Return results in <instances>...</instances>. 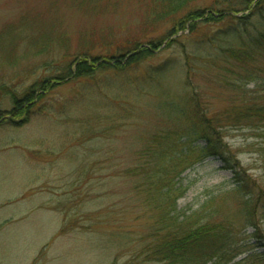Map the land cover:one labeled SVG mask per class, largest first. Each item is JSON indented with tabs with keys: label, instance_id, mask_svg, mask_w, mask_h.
<instances>
[{
	"label": "rangeland",
	"instance_id": "obj_1",
	"mask_svg": "<svg viewBox=\"0 0 264 264\" xmlns=\"http://www.w3.org/2000/svg\"><path fill=\"white\" fill-rule=\"evenodd\" d=\"M218 1L197 0L190 7L204 12V19ZM151 3L0 0V205L24 195L26 189L42 185L53 192V196L43 193L42 197L30 198L28 204L50 201L65 217L66 231L87 232L59 241L60 264H155L144 262L139 255L150 242L154 213L143 202V196L134 191L136 180L125 179L124 173L132 170L134 150L142 138L187 123L184 117L176 120L178 115H185L191 95L184 85V58L178 48L167 47V43L184 36L179 42L186 46L193 36L185 30L163 41L153 57L133 72L130 85L108 71L81 83L54 79L65 74V67L80 51L97 56L105 48L130 40L144 44L145 40L157 42L164 38L171 24L149 20ZM247 15L245 12L237 17ZM239 26L251 31L262 28L263 23L247 18ZM173 55V66L159 83L144 73L148 66L161 65ZM48 80L58 83L57 88L31 109L27 122L20 123L23 117H13V104L1 87L7 86L21 96L33 84ZM206 93L209 96L202 106L208 113L226 105L214 91ZM122 108L129 111L128 118L112 124L108 116L116 110L121 114ZM225 142L248 174L253 178L264 174L263 130H228ZM231 178L217 159L196 164L179 180L186 192L177 201V210L198 209L208 193L231 189ZM7 213L14 215L13 211L0 210V216ZM229 215L240 248L236 261L252 256L248 264H262L258 261L264 250L252 238L251 224L233 207ZM256 220L260 244H264V209L258 210Z\"/></svg>",
	"mask_w": 264,
	"mask_h": 264
},
{
	"label": "trees",
	"instance_id": "obj_2",
	"mask_svg": "<svg viewBox=\"0 0 264 264\" xmlns=\"http://www.w3.org/2000/svg\"><path fill=\"white\" fill-rule=\"evenodd\" d=\"M193 1L197 0H151L149 20L171 24L164 38L157 42L145 40L146 48L142 42L130 40L112 49L108 46L97 56L80 51L65 67V74L54 79L81 83L108 71L130 85L133 72L153 57L163 41L188 30L193 38L186 46L179 42L184 36L167 43V47L178 48L184 58V85L191 95L185 115H178L176 120L184 117L187 123L142 138L134 150L132 170L124 173L125 179L136 180L134 191L143 196V202L154 213L150 242L139 255L144 262L155 264H248L252 256L236 261L240 248L236 246L235 223L229 211L235 208L251 224L252 238L264 250L256 220L258 210L264 209V174L259 178L248 174L225 138L228 130L264 131V0H220L204 19V12L190 7ZM245 12L247 16L237 17ZM247 18L258 19L262 28L242 29L239 23ZM211 27L217 28L212 31ZM175 59V55L170 56L161 65L148 66L144 73L159 83ZM57 85L42 81L21 96L7 86L1 91L13 104V117H23L20 123H25L31 109ZM207 91H214L226 105L208 113L202 106L209 96ZM120 110L121 114L116 110L108 116L112 124L128 118L129 111ZM208 158L219 160L222 169L231 173V189H217L207 194L198 209L179 212L177 201L186 192L179 184L181 176ZM65 227L61 235L66 233ZM258 262L264 264V251Z\"/></svg>",
	"mask_w": 264,
	"mask_h": 264
},
{
	"label": "crops",
	"instance_id": "obj_3",
	"mask_svg": "<svg viewBox=\"0 0 264 264\" xmlns=\"http://www.w3.org/2000/svg\"><path fill=\"white\" fill-rule=\"evenodd\" d=\"M43 186L26 189L24 195L0 205V210L14 212L0 216V264H60L59 241L74 233L86 235L84 229H71L61 235L66 220L50 201L28 204V199L42 197L43 193L53 196Z\"/></svg>",
	"mask_w": 264,
	"mask_h": 264
}]
</instances>
